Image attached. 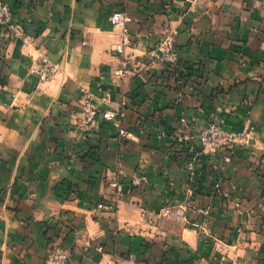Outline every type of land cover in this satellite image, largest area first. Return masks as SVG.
Returning <instances> with one entry per match:
<instances>
[{"label":"crops","instance_id":"1","mask_svg":"<svg viewBox=\"0 0 264 264\" xmlns=\"http://www.w3.org/2000/svg\"><path fill=\"white\" fill-rule=\"evenodd\" d=\"M2 1L26 35L0 29V264H264V0ZM211 121L232 148L180 141Z\"/></svg>","mask_w":264,"mask_h":264},{"label":"built area","instance_id":"2","mask_svg":"<svg viewBox=\"0 0 264 264\" xmlns=\"http://www.w3.org/2000/svg\"><path fill=\"white\" fill-rule=\"evenodd\" d=\"M14 11L12 7L0 0V29L7 39L15 41L19 38H23L26 35V27L24 23L14 19ZM111 22L116 26L123 28V39L116 47L119 53H123L126 46L132 43V39L128 34L127 25L133 22V18L126 12L117 11L111 16ZM177 32H167L159 42L158 49L155 52V58L162 62L166 68L170 70H178L181 67V63L178 58L176 50L175 36ZM61 64L52 61L48 56L44 55L39 57L32 66L33 74L39 76L40 80L47 82L51 80L55 74L59 71ZM127 61L123 62V69H127ZM119 75L124 76L125 71H122ZM83 109L86 114L93 117L97 113V109L94 104L88 99L83 102ZM121 114L114 111H106L103 113V117L106 120L114 121L115 124L120 127ZM125 134V132H122ZM129 136V134H126ZM237 134L227 133L222 125L216 121L207 123L198 133L190 134L185 132L179 136L180 141H185L191 144V149L196 147V141L201 145L203 149L209 148H232L233 143L237 141ZM264 164V159L262 160ZM112 187L120 190L118 183L111 184ZM98 207L104 208L103 204H99ZM166 214H171V211L166 210ZM99 252L103 251V247H98ZM48 258L55 264H67L69 255L66 250L60 245H53L48 251Z\"/></svg>","mask_w":264,"mask_h":264}]
</instances>
